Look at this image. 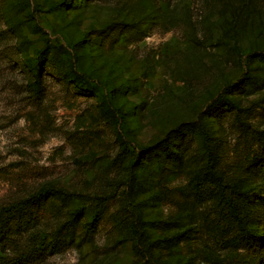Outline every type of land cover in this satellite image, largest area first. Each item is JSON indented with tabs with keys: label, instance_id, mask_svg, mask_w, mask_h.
<instances>
[{
	"label": "rangeland",
	"instance_id": "obj_1",
	"mask_svg": "<svg viewBox=\"0 0 264 264\" xmlns=\"http://www.w3.org/2000/svg\"><path fill=\"white\" fill-rule=\"evenodd\" d=\"M27 197V264H264V0H0V206Z\"/></svg>",
	"mask_w": 264,
	"mask_h": 264
},
{
	"label": "trees",
	"instance_id": "obj_2",
	"mask_svg": "<svg viewBox=\"0 0 264 264\" xmlns=\"http://www.w3.org/2000/svg\"><path fill=\"white\" fill-rule=\"evenodd\" d=\"M33 78L34 80L30 82L31 95L34 98H40L42 89L40 75L38 73L34 74ZM50 191L49 189L41 190L39 195L46 197L50 194ZM39 195L37 194L35 196L37 197ZM32 198L27 197L0 206V264H27L39 257L36 248L41 245V239L36 240L34 238L35 235L29 233L26 236L28 239H26L25 243H23L24 241H19L22 233L27 232L23 217L27 214L28 208L33 204ZM224 205L235 217L236 226L238 227V231L236 232L238 237V232L244 230L240 212L231 201L225 202ZM255 245L252 244V247ZM6 249L9 251L6 252ZM258 258L259 256L255 255L251 262L255 264Z\"/></svg>",
	"mask_w": 264,
	"mask_h": 264
}]
</instances>
